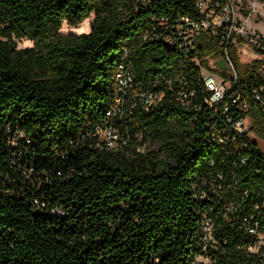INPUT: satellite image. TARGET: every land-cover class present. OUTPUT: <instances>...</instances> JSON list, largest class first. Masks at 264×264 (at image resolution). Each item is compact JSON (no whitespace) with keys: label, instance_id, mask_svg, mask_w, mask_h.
<instances>
[{"label":"trees","instance_id":"16d2710c","mask_svg":"<svg viewBox=\"0 0 264 264\" xmlns=\"http://www.w3.org/2000/svg\"><path fill=\"white\" fill-rule=\"evenodd\" d=\"M193 14L185 0H0V264H192L203 253L198 211L215 206L194 198L201 181L239 179L241 190H260L250 202H263L258 159L234 166L237 154L207 140L200 71L230 79L213 65L221 44L200 32L196 66L161 39V20ZM64 22L90 32L65 34ZM14 38L33 47L18 49ZM257 52L245 65L231 50L235 91L264 83V49ZM122 61L136 87L164 98L149 111L130 99L120 120L107 112ZM181 81L196 91L197 107L176 101ZM243 96L264 140V111ZM108 123L126 141L122 152L89 147L95 126ZM148 139L159 154L137 152ZM216 236L226 245L209 251L214 264H261L249 251L257 239L239 223Z\"/></svg>","mask_w":264,"mask_h":264},{"label":"built area","instance_id":"2783aa9c","mask_svg":"<svg viewBox=\"0 0 264 264\" xmlns=\"http://www.w3.org/2000/svg\"><path fill=\"white\" fill-rule=\"evenodd\" d=\"M147 7L152 0H138ZM192 4L195 14L179 17L173 23L161 20V39L174 48L183 61L190 65L199 66V62L190 56L196 51V37L200 32H205L218 41L223 48V59L226 61L231 75L224 79L219 75L202 68L200 84L203 89L202 103L210 111V120L206 124L207 140L220 148L226 154L235 153L239 156L240 166L250 163L252 158H257L256 174L264 171V150L259 141L251 136L252 121L250 119V101L243 92L264 111V83H259L249 92L247 89L235 91L238 85V74L231 50L237 51L240 47L248 46L257 55L262 46L263 35L248 26L245 11L241 6L244 0H185ZM256 15L264 22V0H256ZM157 38V34H154ZM147 38V37H146ZM175 90L176 101L183 107H197L196 91L185 82H179ZM112 105L107 112L108 118L122 119V111L130 99L139 101L144 110L149 111L163 100L164 94L156 93L136 87L134 69L130 62H119L111 83ZM89 139V147L93 150L120 151L126 144L114 125H97ZM143 148L138 147L137 152L143 154ZM213 166V163H211ZM241 181L236 179L228 182L222 174L210 183L205 180L196 186L194 198L197 201L212 200L215 206L208 209H199L200 231L196 236L203 253L197 255L192 264H201V259L209 264L215 260L209 256V251L220 252L226 241L217 237L218 229L225 223H239L247 234L255 237L257 242L249 247V251L258 254V260L264 264V233L260 231L264 225V200L260 203L250 202L252 194L260 198V190L252 192L249 189H240ZM261 189L264 191V181ZM243 210L246 213H243ZM54 214V213H53Z\"/></svg>","mask_w":264,"mask_h":264},{"label":"rangeland","instance_id":"374dc122","mask_svg":"<svg viewBox=\"0 0 264 264\" xmlns=\"http://www.w3.org/2000/svg\"><path fill=\"white\" fill-rule=\"evenodd\" d=\"M256 0H244L241 4V6L243 7L244 11H245V19L246 21H248V26L250 28H252L253 30H257L261 35H263L264 37V22L262 21V19H260V16L256 15V12H254L253 10L256 9L255 6ZM95 15L93 14L91 16L92 19H90V24L93 22ZM82 24V23H81ZM81 24L78 25V29H71L69 28V25L64 22L63 23V27L65 30V34L69 33V32H75L77 34H83V33H89V31H84L81 29ZM71 27V26H70ZM70 30V31H67ZM16 44L18 49H25V48H32L33 43L31 42V44H27L25 42L26 39H13ZM29 40V39H27ZM248 46H244V47H240L238 53L240 56V61L242 64H250L252 62V60H254L253 58H251L250 56L245 54L244 49L247 48ZM250 48V47H249ZM253 126V125H252ZM251 136L255 139H257L262 147V149L264 150V140L259 138L252 130V134ZM143 138H138V141H142ZM160 144L152 141L151 139H148L142 149L143 154H148V153H154V154H159V150H160ZM124 149L120 150V152H122ZM131 154L130 152H128V155ZM201 264H209L207 261L201 259Z\"/></svg>","mask_w":264,"mask_h":264},{"label":"water","instance_id":"95a60500","mask_svg":"<svg viewBox=\"0 0 264 264\" xmlns=\"http://www.w3.org/2000/svg\"><path fill=\"white\" fill-rule=\"evenodd\" d=\"M244 51H245V54L250 56L251 58H253V59H257L258 58V55L255 54L251 48L247 47V48L244 49ZM213 65L216 68H218V69H220V70H222L224 72L229 70V67H228L227 63H226V61L223 58L216 60L213 63Z\"/></svg>","mask_w":264,"mask_h":264}]
</instances>
